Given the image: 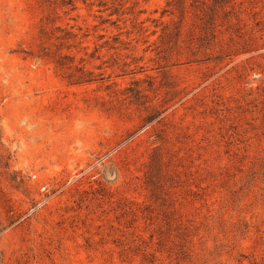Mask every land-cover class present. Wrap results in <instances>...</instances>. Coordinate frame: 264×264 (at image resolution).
I'll return each mask as SVG.
<instances>
[{
    "label": "rangeland",
    "instance_id": "obj_1",
    "mask_svg": "<svg viewBox=\"0 0 264 264\" xmlns=\"http://www.w3.org/2000/svg\"><path fill=\"white\" fill-rule=\"evenodd\" d=\"M0 264H264V0H0Z\"/></svg>",
    "mask_w": 264,
    "mask_h": 264
},
{
    "label": "trees",
    "instance_id": "obj_2",
    "mask_svg": "<svg viewBox=\"0 0 264 264\" xmlns=\"http://www.w3.org/2000/svg\"><path fill=\"white\" fill-rule=\"evenodd\" d=\"M172 1H174V4H176L179 0H172ZM179 225H181V223ZM160 229L163 230V228L161 226H160Z\"/></svg>",
    "mask_w": 264,
    "mask_h": 264
}]
</instances>
